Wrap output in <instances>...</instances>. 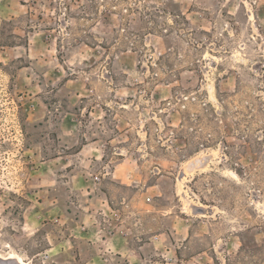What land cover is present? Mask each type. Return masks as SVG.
Instances as JSON below:
<instances>
[{
	"label": "rangeland",
	"instance_id": "1",
	"mask_svg": "<svg viewBox=\"0 0 264 264\" xmlns=\"http://www.w3.org/2000/svg\"><path fill=\"white\" fill-rule=\"evenodd\" d=\"M264 264V0H0V264Z\"/></svg>",
	"mask_w": 264,
	"mask_h": 264
},
{
	"label": "bare ground",
	"instance_id": "2",
	"mask_svg": "<svg viewBox=\"0 0 264 264\" xmlns=\"http://www.w3.org/2000/svg\"><path fill=\"white\" fill-rule=\"evenodd\" d=\"M23 264H29V263L24 262Z\"/></svg>",
	"mask_w": 264,
	"mask_h": 264
},
{
	"label": "crops",
	"instance_id": "3",
	"mask_svg": "<svg viewBox=\"0 0 264 264\" xmlns=\"http://www.w3.org/2000/svg\"><path fill=\"white\" fill-rule=\"evenodd\" d=\"M127 264H129V263H127Z\"/></svg>",
	"mask_w": 264,
	"mask_h": 264
}]
</instances>
